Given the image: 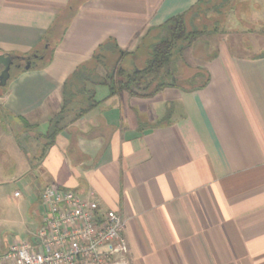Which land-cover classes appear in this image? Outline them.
Wrapping results in <instances>:
<instances>
[{
	"label": "crops",
	"instance_id": "crops-1",
	"mask_svg": "<svg viewBox=\"0 0 264 264\" xmlns=\"http://www.w3.org/2000/svg\"><path fill=\"white\" fill-rule=\"evenodd\" d=\"M197 1L85 0L49 65H16L0 90V115L49 128L65 81L102 44L134 52L151 27ZM69 2L0 0V55H30ZM215 53L202 88L110 96L99 84V103L79 118L72 105L43 158L46 140L37 139L42 174L123 217L130 264H264V53L225 44ZM106 55L111 65L119 56Z\"/></svg>",
	"mask_w": 264,
	"mask_h": 264
},
{
	"label": "trees",
	"instance_id": "trees-1",
	"mask_svg": "<svg viewBox=\"0 0 264 264\" xmlns=\"http://www.w3.org/2000/svg\"><path fill=\"white\" fill-rule=\"evenodd\" d=\"M84 1L70 0L66 9L57 16L44 34L39 46L27 57L22 59L15 57V62L31 59L30 70H40L49 65L53 59L56 44ZM232 1L198 0L185 12L169 18L161 25L151 27L134 52L120 49L116 43H111L112 41L102 44L91 59L79 65L65 81L63 107L50 121L47 132L44 135L40 134V137L46 140L40 151V158H43L47 148L54 144L57 135L65 127L62 122L72 105L78 106L74 118H79L99 103L95 97L96 85H107L110 96L128 92L139 97H152L166 87L184 91L204 87L209 82L206 67H200L196 73L186 75L184 73L186 63L183 61V56L188 48L209 31L204 23L207 16L210 13L221 14ZM197 19L200 23L196 22ZM108 51L117 52L119 55L113 65L107 58ZM217 54L212 53L204 60L208 61ZM127 56L131 57L129 65L124 64ZM101 68L105 72L101 73ZM19 70L26 69L23 67ZM0 90H2L1 87ZM22 120L25 128L32 126L25 119ZM26 154L30 158V153L26 152Z\"/></svg>",
	"mask_w": 264,
	"mask_h": 264
},
{
	"label": "rangeland",
	"instance_id": "rangeland-1",
	"mask_svg": "<svg viewBox=\"0 0 264 264\" xmlns=\"http://www.w3.org/2000/svg\"><path fill=\"white\" fill-rule=\"evenodd\" d=\"M197 23L200 21L197 19ZM207 33L185 51V74L190 75L204 67L205 58L215 53L221 44L237 54L264 53V0H233L221 14L210 13L204 22ZM215 29V31H213ZM206 31V30H205ZM16 65L11 75L16 74ZM102 72H105L101 68ZM48 123L28 127L21 122L0 115V246L8 247L13 241L31 239L41 221V194L52 183L38 168L34 149L42 147L37 133L45 132ZM26 134V135H24ZM38 142V144H36ZM26 152L32 157L31 168H26ZM20 192L19 196L15 192Z\"/></svg>",
	"mask_w": 264,
	"mask_h": 264
},
{
	"label": "built area",
	"instance_id": "built-area-1",
	"mask_svg": "<svg viewBox=\"0 0 264 264\" xmlns=\"http://www.w3.org/2000/svg\"><path fill=\"white\" fill-rule=\"evenodd\" d=\"M41 205L37 231L29 240L0 246V264H130L123 217L114 210L100 213L93 193L83 198L48 184Z\"/></svg>",
	"mask_w": 264,
	"mask_h": 264
},
{
	"label": "water",
	"instance_id": "water-1",
	"mask_svg": "<svg viewBox=\"0 0 264 264\" xmlns=\"http://www.w3.org/2000/svg\"><path fill=\"white\" fill-rule=\"evenodd\" d=\"M15 57L10 54H1L0 55V87H4L7 85L10 77H11V67L14 65ZM30 61L28 60L26 65H24L25 69L30 68Z\"/></svg>",
	"mask_w": 264,
	"mask_h": 264
},
{
	"label": "flooded vegetation",
	"instance_id": "flooded-vegetation-1",
	"mask_svg": "<svg viewBox=\"0 0 264 264\" xmlns=\"http://www.w3.org/2000/svg\"><path fill=\"white\" fill-rule=\"evenodd\" d=\"M28 60L31 63V59H25V60H22V61L17 62V63L14 61V64L17 65V66H24V65H26V63H27Z\"/></svg>",
	"mask_w": 264,
	"mask_h": 264
}]
</instances>
